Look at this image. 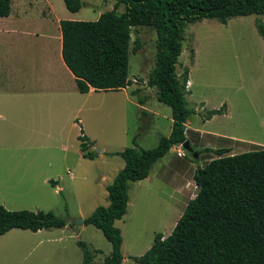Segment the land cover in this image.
Masks as SVG:
<instances>
[{
  "label": "rangeland",
  "instance_id": "1",
  "mask_svg": "<svg viewBox=\"0 0 264 264\" xmlns=\"http://www.w3.org/2000/svg\"><path fill=\"white\" fill-rule=\"evenodd\" d=\"M18 1L13 0V4ZM53 1L60 2L63 7L62 0ZM116 2L82 0V7L75 15L66 14L74 19L69 21H96L100 14L113 9ZM123 10V5H119L117 12ZM43 12L44 9L41 15ZM258 19L263 21L260 16L250 15L231 18L225 25L216 20L186 25L176 73L181 76L185 68L190 73L191 85L185 95V104L191 111L187 125L191 133L202 127L210 111L224 106L222 114L226 107L228 117L214 118L203 126L204 131L220 130L253 145H264V45L255 25ZM6 27L10 26L0 18V29ZM156 39V33L150 27L133 28L130 49L135 41L141 43V49L129 54L128 77L131 82L136 80L132 84L138 87L146 85L148 74L155 65ZM132 88L127 90L128 97L124 92L107 91L90 98L86 106L90 111L84 109L78 117L87 118L95 137L96 144L89 149L95 158L79 159L81 150L76 139L79 133L73 131L66 159L62 158V152H54L52 172L48 174L54 183L37 181L33 185L26 197L29 202L24 205L31 209L27 211L51 212L77 226L96 207L108 205L104 185H110L113 173L123 168V159L107 154L101 157L102 151L120 152L131 146L132 136L138 130L140 136L136 144L141 149H152L159 138L169 135L172 125L170 108L156 100L154 88H147L141 96L148 97L145 105L149 113L143 114L137 105L140 96L131 95ZM103 108H106V113L100 114ZM191 133L187 132L186 136L191 139L196 152L200 147L195 140H199L201 146L210 143L207 136L201 140L197 133ZM244 146L245 152L256 150L249 145ZM175 149L176 146L172 147L152 166L148 179L128 184L126 214L114 223L122 236V264H135L134 258L142 256L150 248L156 234L165 238L172 232L187 203L197 193L193 181L195 169L215 157L209 153H198V158L194 159L182 150L179 158ZM67 170L73 179L67 175ZM84 226L77 236L68 230L61 242L58 241L60 234L56 235L55 241H48L52 237L47 235L60 230L40 233L17 230V233L0 239V264H82L78 241L84 242L90 250L98 251L93 264H102L111 252V245L95 227Z\"/></svg>",
  "mask_w": 264,
  "mask_h": 264
},
{
  "label": "trees",
  "instance_id": "2",
  "mask_svg": "<svg viewBox=\"0 0 264 264\" xmlns=\"http://www.w3.org/2000/svg\"><path fill=\"white\" fill-rule=\"evenodd\" d=\"M70 13H77L82 0H62ZM119 5L124 10L117 12ZM11 0H0V18L8 17ZM256 15L255 22L264 45V0H117L113 9L96 21H60L61 56L75 77L79 93L119 91L129 87L128 59L141 43L130 49L133 28L150 27L156 33L155 65L146 86L157 90V101L171 110L172 126L152 149L132 145L109 154L124 161V167L106 187L108 205L98 206L83 224L99 230L110 243L111 252L102 264H122V236L114 226L126 214L128 184L145 180L152 166L174 146L188 141L185 124L191 111L185 95L189 70L178 76L176 65L182 52L186 25L216 20L225 25L234 17ZM264 61V57H263ZM141 103V101H140ZM224 106L206 118L222 114ZM83 158L94 159L82 130L78 136ZM197 167L193 181L197 188L172 232L156 234L150 248L135 264H264V148L226 155ZM203 149L198 153H210ZM68 222L44 211H8L0 207V236L12 229L38 232L61 229ZM82 264H93L94 255L81 241Z\"/></svg>",
  "mask_w": 264,
  "mask_h": 264
},
{
  "label": "crops",
  "instance_id": "3",
  "mask_svg": "<svg viewBox=\"0 0 264 264\" xmlns=\"http://www.w3.org/2000/svg\"><path fill=\"white\" fill-rule=\"evenodd\" d=\"M56 4L53 0H19L14 5L12 0L10 15L1 18L10 26L0 29V207L8 211L31 210L24 205L29 202L26 197L32 191L33 185L37 181L42 184L50 181L54 183L48 175L52 172L54 152H62V158L66 159L70 143L73 141V131L77 130L79 133L76 134L78 144L80 129L90 150L96 144L87 118L78 116L84 109L90 111V107L86 108L90 98L106 92H96L93 89L86 94L78 92L75 77L62 60L59 25L62 20H74L67 14L72 16L76 13L67 11L64 3L63 7L60 2ZM42 9L45 12L41 15ZM188 82L190 83L189 79ZM189 87L186 88L187 92ZM130 88L131 95L140 96L137 99L138 108L147 115L149 110L145 104L148 97L141 96L149 88L146 85L138 87L131 84L127 88L109 93L124 92L128 97L127 90ZM155 91L157 100V90ZM99 112L105 114L106 108ZM228 115V109L225 107L224 114L212 116L203 121L200 129L193 131L198 134V139L202 140L207 136L210 140L209 144L202 146L199 140H195L200 150L210 149L209 154L215 156L214 152L219 150H229L226 155L245 153L242 149L244 145L251 146V149L264 148V145H253L224 131L207 132L202 129L214 118ZM102 118H105V115ZM188 124L187 120L185 134L192 132L188 129ZM138 132L139 130L132 136V140H138ZM187 139L191 145V139ZM115 152L119 151L104 150L100 156ZM82 158L80 151L79 159ZM57 161H60V158ZM117 173L118 170L110 177L111 182ZM69 177L73 179L72 175ZM102 181H105V177H102ZM106 186L104 185L105 197ZM83 219L82 224L77 226L67 224L61 229H51L60 231L48 233L47 235L52 237L48 241H55L56 235L60 234L58 241L61 242L68 230L76 236L79 235L85 227ZM17 230L20 229L10 230L0 236V239L17 233ZM42 231L50 230L36 233Z\"/></svg>",
  "mask_w": 264,
  "mask_h": 264
},
{
  "label": "water",
  "instance_id": "4",
  "mask_svg": "<svg viewBox=\"0 0 264 264\" xmlns=\"http://www.w3.org/2000/svg\"><path fill=\"white\" fill-rule=\"evenodd\" d=\"M182 149L184 151H186L188 154H190L194 159L198 158V152H196L190 145L189 141H185L182 144ZM80 224H82V220H80L79 222Z\"/></svg>",
  "mask_w": 264,
  "mask_h": 264
},
{
  "label": "built area",
  "instance_id": "5",
  "mask_svg": "<svg viewBox=\"0 0 264 264\" xmlns=\"http://www.w3.org/2000/svg\"><path fill=\"white\" fill-rule=\"evenodd\" d=\"M132 82H133V83H136V80H132ZM188 85H189V84H188V82H187V84H186V88L189 87ZM182 150H183V149H182V144L176 146L175 153H176V156H177V157H179V158L182 157ZM67 175H70V176H71L72 174H71L70 171H67Z\"/></svg>",
  "mask_w": 264,
  "mask_h": 264
},
{
  "label": "bare ground",
  "instance_id": "6",
  "mask_svg": "<svg viewBox=\"0 0 264 264\" xmlns=\"http://www.w3.org/2000/svg\"><path fill=\"white\" fill-rule=\"evenodd\" d=\"M188 84H189L188 86H190V85H191V83H189V82H188Z\"/></svg>",
  "mask_w": 264,
  "mask_h": 264
}]
</instances>
